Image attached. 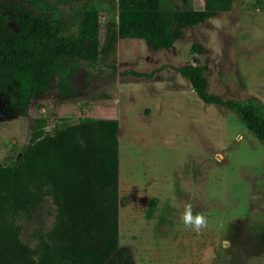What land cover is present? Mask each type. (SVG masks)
Instances as JSON below:
<instances>
[{"label":"rangeland","instance_id":"obj_1","mask_svg":"<svg viewBox=\"0 0 264 264\" xmlns=\"http://www.w3.org/2000/svg\"><path fill=\"white\" fill-rule=\"evenodd\" d=\"M39 1L40 8L8 0L7 11L44 10L74 28L84 6L95 4L99 53L94 63L78 61L67 97L53 79L22 113L0 94V168L22 162L40 131L53 136L86 118L116 119L118 244L135 264H264V142L233 110L202 101L177 70L205 65L210 92L264 102V0H233L164 50L119 37L117 0ZM203 4L165 0L179 9ZM50 191L29 213L0 197L7 226L31 248L41 238L51 245L66 225L65 205ZM187 203L207 217L199 233L181 222Z\"/></svg>","mask_w":264,"mask_h":264},{"label":"trees","instance_id":"obj_2","mask_svg":"<svg viewBox=\"0 0 264 264\" xmlns=\"http://www.w3.org/2000/svg\"><path fill=\"white\" fill-rule=\"evenodd\" d=\"M0 0V94L11 108L26 113L32 98L57 80L61 97L73 93L71 76L78 61L96 62L99 10L85 5L77 24L44 10L19 7L7 11ZM40 8L39 0H28ZM118 35L141 39L155 50L172 47L189 27L199 25L233 0H204L198 8L166 6L165 0H117ZM114 40V39H112ZM192 49L198 52L197 45ZM202 101L233 110L264 142V102L223 98L209 91L206 66L188 63L177 69ZM134 78L150 73L127 72ZM118 122L86 118L58 135L33 136L22 162L0 168V197L15 211L29 213L46 194L65 205L66 225L60 239L44 238L33 248L19 241L0 211V264H135L118 244ZM44 135V136H43ZM156 204L153 199L151 205Z\"/></svg>","mask_w":264,"mask_h":264},{"label":"clouds","instance_id":"obj_3","mask_svg":"<svg viewBox=\"0 0 264 264\" xmlns=\"http://www.w3.org/2000/svg\"><path fill=\"white\" fill-rule=\"evenodd\" d=\"M180 219L185 228L196 233H199L202 229L206 228L208 223L205 215L193 212V208L190 203L185 204Z\"/></svg>","mask_w":264,"mask_h":264}]
</instances>
